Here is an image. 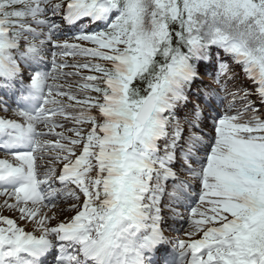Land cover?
I'll return each instance as SVG.
<instances>
[{
    "label": "snow or ice",
    "instance_id": "6c2138e0",
    "mask_svg": "<svg viewBox=\"0 0 264 264\" xmlns=\"http://www.w3.org/2000/svg\"><path fill=\"white\" fill-rule=\"evenodd\" d=\"M210 60L233 100L206 90L189 112ZM230 63L251 91L221 81ZM67 67L92 73L79 98ZM17 83L0 197L25 226L0 217V264H264V0H0V88ZM165 206L187 240L166 238Z\"/></svg>",
    "mask_w": 264,
    "mask_h": 264
},
{
    "label": "rangeland",
    "instance_id": "374dc122",
    "mask_svg": "<svg viewBox=\"0 0 264 264\" xmlns=\"http://www.w3.org/2000/svg\"><path fill=\"white\" fill-rule=\"evenodd\" d=\"M56 2H59V0H56ZM56 17H57V16H56ZM56 17H55V18H56ZM86 46H87V45H86ZM57 58H58V59H63V60H65V61H66L67 63H69V64H80V63H82V62L76 61L75 58L81 59V61H83V60H87L85 57H82V56H67V57H57ZM46 59H48V60L52 59L51 54L47 55V56H46ZM82 59H83V60H82ZM85 62H86V61H85ZM233 70H234V69L231 68V71H233ZM48 71L51 72L52 69L49 68ZM62 71L65 72V73H74V72L79 71V73H80L79 76H69V77H65V78H63L61 81H58L57 83H59V84L62 85V88H63L64 91H70V92H73V93H74V91H76V92L80 93L79 90H76V89L74 88V87H77V86H75V85H78V84L76 83V81H79V80L81 79V77H85V76L87 75V73L84 72V70L82 71L81 69L72 68V67H67V68L63 69ZM232 77H234L233 80H231L230 78L227 79V83L229 84L228 86H235V87H237V88H241V89H246V88H247L245 82L242 80V76L239 77V73H238L237 71H234V72H233ZM214 85H216V84H214ZM216 87L221 88V86H220L219 84H217ZM253 98H254V99H251V100H252L254 103H258V102H259L258 99L256 98V96H253ZM64 99H65V102L67 103L66 98H64ZM57 119H62V118H59V117H58ZM58 205H59V206H57V207L53 210V212H54L55 210H58V211H59V209H61V208L66 209V207H65L64 204H58ZM2 213H6V214L9 213L8 215H6L8 218H10V219H14L16 222H17V220H18V221L21 223V226H22V227L25 226L24 222H22V221H20V220L18 219V211H17L16 213H14V212H9V211H7V207L3 206V205L0 203V217H2ZM13 214H14V217H12ZM49 215H52V213L50 212ZM16 219H17V220H16ZM5 226H6V225H0V227H5ZM27 229H28V230L32 229L31 222H28V224H27ZM32 230H33V229H32ZM185 232H186V231H185ZM172 234H174V236L177 235L176 233H173V232H172ZM181 240H187V236L185 235V233L183 234V237H182Z\"/></svg>",
    "mask_w": 264,
    "mask_h": 264
},
{
    "label": "bare ground",
    "instance_id": "6f19581e",
    "mask_svg": "<svg viewBox=\"0 0 264 264\" xmlns=\"http://www.w3.org/2000/svg\"><path fill=\"white\" fill-rule=\"evenodd\" d=\"M12 211H16V210H12ZM54 212H56V213H58L59 211L58 210H55ZM18 219H19V213H18ZM57 219H59V220H65V219H67V217H65V216H57ZM52 223L54 224L55 223V221H52Z\"/></svg>",
    "mask_w": 264,
    "mask_h": 264
}]
</instances>
